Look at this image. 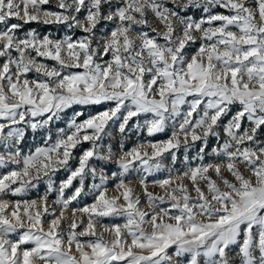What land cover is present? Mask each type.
I'll list each match as a JSON object with an SVG mask.
<instances>
[{
    "label": "snow or ice",
    "instance_id": "6c2138e0",
    "mask_svg": "<svg viewBox=\"0 0 264 264\" xmlns=\"http://www.w3.org/2000/svg\"><path fill=\"white\" fill-rule=\"evenodd\" d=\"M32 22L68 34L20 37ZM110 122L172 131L116 153ZM262 128L264 0H0V264H264ZM29 129L43 141L24 154ZM210 138L220 163L204 162ZM197 142L199 163L165 164Z\"/></svg>",
    "mask_w": 264,
    "mask_h": 264
},
{
    "label": "rangeland",
    "instance_id": "374dc122",
    "mask_svg": "<svg viewBox=\"0 0 264 264\" xmlns=\"http://www.w3.org/2000/svg\"><path fill=\"white\" fill-rule=\"evenodd\" d=\"M54 2H55V0H53V3ZM12 22L15 23L16 21L13 20ZM30 24H32V25H30ZM48 26H50V27L48 28ZM152 26L153 27H159V24H158V22L153 21V25ZM98 27L101 30L99 34H103L104 32L109 31L113 27V25H110V24L109 25H101V26H98ZM30 30H34L35 32H37L41 36L49 35V36H51L53 38H62L63 36L68 34L67 30L63 26L44 25V24H41V23L32 22V23L24 25L23 28L19 31L18 35L20 37H23L25 35V33L30 31ZM57 34L59 35V37H56ZM79 35H81V33L79 31H77L76 32V36H79ZM198 46H199V44L197 43V45H194L193 47L188 48L187 51L189 53H191ZM47 63L52 64L53 62L47 61ZM35 75H36L35 73H30L29 74V78L30 79L35 78ZM107 106L108 105L95 106V107H98L95 110H96V112L97 111H103L104 108L107 107ZM92 110H93V108H90V109H86L85 111L86 112H91L92 114H95L96 112H92ZM185 110H186V106H185ZM235 110H236V108L234 107L233 108V112ZM71 111L72 110L68 111V113H67L68 116L71 115ZM230 115H231V113H230ZM66 118L67 117H65V119ZM228 118L229 117L223 118V122L226 123ZM137 119H139V123L143 124L144 117L141 116L140 118H135L134 117L133 120L129 122V125L132 126L135 122H137ZM64 126L65 125H64L63 121L58 122L57 125H56V127H64ZM247 126H248V122L244 121V127H247ZM54 131H55V129H54ZM171 131H172V129H171V127H169L165 132L158 133V134L154 135L153 137H147L145 132L138 131L137 129L132 128V130L129 131L126 136L121 137V134L118 131V122L116 124H113L112 122H110V135L105 137V140L103 141V143H104L105 148H107L108 145H111L113 147L114 152L119 153V151H120L119 145H120L121 141L125 145V150H127V149H130L133 146L137 145L138 143L146 142L148 140H151L152 142H159V141H162V140H166L170 136ZM220 131H221V142H222L223 139H225V137L223 136L222 129H220ZM43 135H44L43 132H38L36 134H33L31 132V130L29 129L27 131V133H26V138L22 142V145H21L22 152L24 154H27V153L33 151L36 146L41 145L42 141H43ZM258 140L264 141V128H262V130L259 131ZM217 146H218V144H217L216 139L215 138H210L209 142H208V146H207L206 151H205V155H204V162L205 163H220L221 162L223 157H217L212 152V149L217 147ZM86 147H88L87 144L79 146L76 150H74V155L76 157H78L81 154V151L84 148H86ZM199 147H200V144H199V142H197V144L195 146H193L191 149H189L188 153H185L184 150H183V147H182L180 149V151L178 152V154H177L179 162L176 165H174V166L170 165L169 158H167V154H166L165 164L170 166V167H174L175 169H177V170L182 172V171L186 170V168L188 166L185 163V156L186 155L188 157V161L191 164L199 163V160L197 159L198 152H199ZM4 151H5V149L3 148L2 145H0V154H3ZM77 162L78 161L74 159V160L71 161V165L73 167H75ZM105 167H106V171H107L108 174H111L112 172L117 171V166H116L115 163L107 164ZM4 171H7V169H0V173H3ZM167 174L168 173H167L166 170H162L161 172L156 173L152 177H150L149 178V183L151 184L152 180H158V179L164 178L165 176H167ZM224 174H225V176H228L229 179H231V177L229 176V174L227 172H225ZM245 175H247V173H245ZM65 176H66V173H64L63 171L57 173V176L55 178L57 183L61 179H64ZM133 178L134 177H130V179H133ZM213 178H214V174H213ZM91 182L92 181L90 179L87 181V183H89V184ZM112 183H113L112 181L109 182V184H108L109 188H112ZM133 187H136L138 193L141 192L138 184H134ZM45 190H46V185L41 183L38 186L37 189H32L26 195H24L22 198L23 199H28V200L37 199L38 196L44 194ZM149 191H153L154 193H160L161 192V190L159 188H152V187L149 188ZM115 194H116L115 191H110L108 193V195H115ZM4 198L8 199V200L18 199L17 197H12L10 195L9 196H5ZM49 199L50 200L55 199V193L50 194L49 195ZM91 202H92V197L89 195V196L85 197L84 199H82L80 201V206H83L84 204H89ZM68 215L70 216L71 214L69 213ZM109 222L110 221H107V220L105 221V223H109ZM169 251L171 252L172 250L170 249ZM231 256H232V259L235 261L236 260L235 250L231 253Z\"/></svg>",
    "mask_w": 264,
    "mask_h": 264
},
{
    "label": "trees",
    "instance_id": "16d2710c",
    "mask_svg": "<svg viewBox=\"0 0 264 264\" xmlns=\"http://www.w3.org/2000/svg\"><path fill=\"white\" fill-rule=\"evenodd\" d=\"M216 11H223V10H221V9H216ZM189 14H192V15H195V16H199L200 15V13L199 12H195V13H189ZM30 25H32V24H30ZM29 25V26H30ZM31 27V26H30ZM50 26H48V28H49ZM56 37H59V35L57 34V36ZM91 108H93V110H92V112H96V108H98V107H95V106H92Z\"/></svg>",
    "mask_w": 264,
    "mask_h": 264
}]
</instances>
